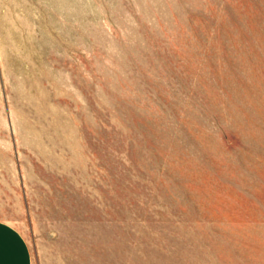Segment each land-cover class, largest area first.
I'll use <instances>...</instances> for the list:
<instances>
[{
    "label": "rangeland",
    "instance_id": "rangeland-1",
    "mask_svg": "<svg viewBox=\"0 0 264 264\" xmlns=\"http://www.w3.org/2000/svg\"><path fill=\"white\" fill-rule=\"evenodd\" d=\"M0 222L31 264H264V0H0Z\"/></svg>",
    "mask_w": 264,
    "mask_h": 264
},
{
    "label": "crops",
    "instance_id": "crops-1",
    "mask_svg": "<svg viewBox=\"0 0 264 264\" xmlns=\"http://www.w3.org/2000/svg\"><path fill=\"white\" fill-rule=\"evenodd\" d=\"M31 263V252L23 236L13 226L0 222V264Z\"/></svg>",
    "mask_w": 264,
    "mask_h": 264
}]
</instances>
